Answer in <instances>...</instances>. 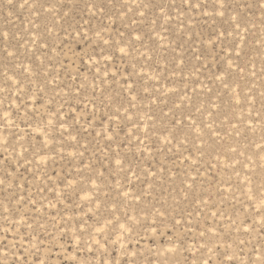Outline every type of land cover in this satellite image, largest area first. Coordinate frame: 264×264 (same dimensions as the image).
Listing matches in <instances>:
<instances>
[{
    "label": "rangeland",
    "instance_id": "rangeland-1",
    "mask_svg": "<svg viewBox=\"0 0 264 264\" xmlns=\"http://www.w3.org/2000/svg\"><path fill=\"white\" fill-rule=\"evenodd\" d=\"M220 4L0 0V264H264V0Z\"/></svg>",
    "mask_w": 264,
    "mask_h": 264
},
{
    "label": "snow or ice",
    "instance_id": "snow-or-ice-1",
    "mask_svg": "<svg viewBox=\"0 0 264 264\" xmlns=\"http://www.w3.org/2000/svg\"><path fill=\"white\" fill-rule=\"evenodd\" d=\"M25 2H27V0H25ZM9 3H11V0H9ZM195 7H200V5L199 4H196ZM220 7L221 8L224 7L223 0H221ZM262 7H264V4H262ZM221 15H223V13H221ZM233 19H235V18H233ZM137 39H139V37H137ZM104 43L105 44H108V41L105 40ZM119 51L121 53H125V49L123 47H121L119 49ZM9 55H11V53H9ZM90 59H91V57H90ZM97 71H99V69H97ZM106 75H107V72L105 71V76ZM113 75H115V74L113 73ZM81 87H83V85H81ZM117 163H119V161H117ZM0 183H2V181H0ZM97 207H99V206H97ZM5 211H7V209ZM129 219H134V218H129ZM97 223H99V221H97ZM177 223H179V221H177ZM107 225H112L114 228L118 227L121 232H130L131 231V227H132V225L128 223V219H126L124 222H120V220H119L118 217L116 218L115 221H113L111 219L106 220V226ZM28 227L31 228L32 225L29 224ZM37 227H42V225H37ZM61 227H63V225H61ZM104 231H105V227H97L96 228V232L98 234H103ZM79 234H80V237H82L83 234H84V229H82V228L79 229ZM76 238L77 237L74 236V239H76ZM33 239H35V237L29 235V241L28 242L31 243V241ZM93 239H94V241H95V243L97 245H100V241L99 240H95L94 237H93ZM22 243H23V241H22ZM32 247L37 248V250H38V245H32ZM173 250L174 249H169V251H173ZM89 251H91V248H89ZM67 259L74 260L75 258L73 257V258H67ZM229 259H231V258L229 257ZM13 264H20L19 258H17V260L13 261ZM33 264H46V262H45V260H41V259H39V257H37V259L33 262ZM205 264H207V262H205Z\"/></svg>",
    "mask_w": 264,
    "mask_h": 264
}]
</instances>
